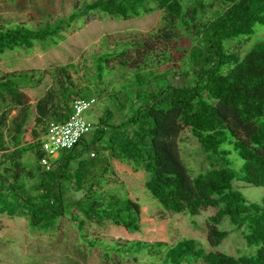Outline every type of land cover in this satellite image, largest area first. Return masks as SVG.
I'll use <instances>...</instances> for the list:
<instances>
[{"label": "trees", "instance_id": "obj_1", "mask_svg": "<svg viewBox=\"0 0 264 264\" xmlns=\"http://www.w3.org/2000/svg\"><path fill=\"white\" fill-rule=\"evenodd\" d=\"M219 1L222 9L209 15L203 0H84L67 17L54 20L49 13L34 26L0 22L3 53L31 49L36 41L57 43L73 21L93 12L125 20L156 9L164 13L157 30L115 37L113 48L95 56L94 86L77 82L70 71L77 67L69 63L51 72L54 84L33 102L23 88L41 84L45 70L0 71V213L26 218L37 232L68 215L81 232L84 216L138 233L144 219L154 221L122 183L107 187L109 174L123 171L142 181L166 211L196 216L214 208L207 220L210 248L194 238L173 244L162 238L113 240L110 246L87 239L90 247L102 245L108 255L147 250L159 264H264V197L249 201L233 185L236 179L264 187V39L242 48L256 25L264 26V0ZM116 73L122 81L115 95L119 108L106 109L91 123L93 144L85 134L74 148L50 157L49 167L42 164L48 127L66 121L75 101L105 97L97 88L105 74ZM128 99L130 112L120 115ZM186 130L210 163L197 174L180 156ZM226 145L243 159L239 172ZM226 217L238 229L245 226L244 239L259 245L256 253L218 249L229 234L219 228Z\"/></svg>", "mask_w": 264, "mask_h": 264}, {"label": "rangeland", "instance_id": "obj_2", "mask_svg": "<svg viewBox=\"0 0 264 264\" xmlns=\"http://www.w3.org/2000/svg\"><path fill=\"white\" fill-rule=\"evenodd\" d=\"M16 2H0V22L16 24L25 22L34 26L39 22H45L51 13L55 20L61 16H68L75 2L84 0H25L24 5ZM209 7V15L213 11L222 9L219 0H203ZM23 2V0L21 1ZM163 10L156 9L151 13L130 19L115 18L100 12H93L86 17L76 19L70 27L62 31V38L57 43L44 44L39 41L31 49L14 48L0 53V71H16L26 69L45 70V76L41 84L27 86L23 90L31 97L33 102L37 101L44 92L54 84L51 72L56 68L69 63H74L77 72L70 70L75 80L81 84L94 86L96 83L94 58L97 54L113 48L115 37H124L134 32H152L162 24ZM256 33L242 46L248 49L259 39H264V26L257 24ZM106 39L108 40L106 43ZM177 78H180L177 75ZM120 80V81H119ZM104 84L97 88V92L106 96L96 98V103L84 112L86 119L96 124L99 117L103 116L106 109L118 110V101L115 95L121 79L119 74H105ZM108 94L111 96L109 98ZM120 96V95H119ZM131 100H127L125 108L121 109L120 115L129 114ZM17 110L12 112L16 114ZM118 114L115 113L112 122H117ZM94 131L92 128L85 135L88 145L93 144ZM180 141L181 159L190 172L197 174L210 167L207 153L199 146L195 137L186 130ZM99 146L102 141L98 140ZM83 146H79L82 148ZM231 151L229 158L231 167L239 172L243 165V159L233 150L232 146L226 145ZM64 150L59 151L61 155ZM109 174L111 181L107 187L118 186L121 183L125 190L138 200L142 211L150 221L145 223L141 231L130 234L123 228L106 221L102 224L86 219L83 232L79 230L77 223L68 215H63L52 226V229L37 232L32 229L24 217L8 216L0 213V264H159L162 260L149 256L147 250L138 255L123 252L117 254L114 251L105 252L102 245L90 247L87 239H98L103 244L110 246L113 240L125 241L127 239L154 240L166 239L170 244L181 238H194L203 247L210 248L208 242L207 220L215 211L209 208L199 215L190 216L186 213L166 211L163 206L146 189L144 183L132 173L116 171ZM234 188L240 191L249 201L260 202L264 197V187L255 186L242 180L233 181ZM81 194V193H80ZM73 191V195L80 196ZM76 212V210H73ZM219 228L229 231L228 236L222 241L218 249L232 255L254 254L259 245H249L244 239L245 226L237 228L226 217Z\"/></svg>", "mask_w": 264, "mask_h": 264}, {"label": "built area", "instance_id": "obj_3", "mask_svg": "<svg viewBox=\"0 0 264 264\" xmlns=\"http://www.w3.org/2000/svg\"><path fill=\"white\" fill-rule=\"evenodd\" d=\"M96 103V98L80 99L73 103V111L69 118L60 123L52 124L42 137V148L46 155L41 163L50 166V157L57 156L60 150L75 147L81 138L92 129L84 112ZM94 153H92L93 155Z\"/></svg>", "mask_w": 264, "mask_h": 264}]
</instances>
